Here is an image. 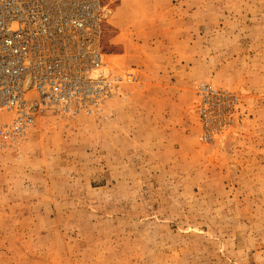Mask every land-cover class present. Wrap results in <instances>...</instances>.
<instances>
[{"label": "rangeland", "instance_id": "374dc122", "mask_svg": "<svg viewBox=\"0 0 264 264\" xmlns=\"http://www.w3.org/2000/svg\"><path fill=\"white\" fill-rule=\"evenodd\" d=\"M102 1L137 78L0 150V264H264V0Z\"/></svg>", "mask_w": 264, "mask_h": 264}, {"label": "built area", "instance_id": "2783aa9c", "mask_svg": "<svg viewBox=\"0 0 264 264\" xmlns=\"http://www.w3.org/2000/svg\"><path fill=\"white\" fill-rule=\"evenodd\" d=\"M104 11L102 0H0V150L16 148L49 112H99L136 80L133 72L109 70L101 53ZM198 95L207 121L213 100L237 101L205 84Z\"/></svg>", "mask_w": 264, "mask_h": 264}, {"label": "bare ground", "instance_id": "6f19581e", "mask_svg": "<svg viewBox=\"0 0 264 264\" xmlns=\"http://www.w3.org/2000/svg\"><path fill=\"white\" fill-rule=\"evenodd\" d=\"M103 71H104L105 73L108 72L107 67H105ZM97 72H100V71H97Z\"/></svg>", "mask_w": 264, "mask_h": 264}]
</instances>
